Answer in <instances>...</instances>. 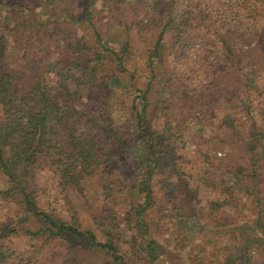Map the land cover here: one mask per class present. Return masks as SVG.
I'll return each instance as SVG.
<instances>
[{"label": "trees", "instance_id": "trees-1", "mask_svg": "<svg viewBox=\"0 0 264 264\" xmlns=\"http://www.w3.org/2000/svg\"><path fill=\"white\" fill-rule=\"evenodd\" d=\"M35 2L0 0V199L25 214L0 223V264H172L174 250L156 237L180 215L193 220L196 241L180 244L174 264L264 261V50L250 61L235 35L213 30L224 60L207 66L211 85L193 89L169 59L186 47L185 27L197 16L181 8L189 0H154L149 18L113 19L122 38L116 48L91 24L90 0L84 17L72 19L89 24L91 38L69 32L66 13L59 20L32 13ZM26 4L29 14L17 13ZM131 24L140 34L153 30L147 45L135 49ZM135 50L146 67L139 85L128 62ZM115 83L123 85L112 93ZM219 104L241 105L244 125L227 111L212 134L195 133L191 155L201 162L191 172L181 163L184 122L214 117ZM58 192L68 194L67 214L50 202ZM245 205L240 221L217 218L220 209L236 214ZM22 236L28 241L14 245Z\"/></svg>", "mask_w": 264, "mask_h": 264}, {"label": "rangeland", "instance_id": "rangeland-1", "mask_svg": "<svg viewBox=\"0 0 264 264\" xmlns=\"http://www.w3.org/2000/svg\"><path fill=\"white\" fill-rule=\"evenodd\" d=\"M153 1L154 0H122L120 3H114L109 0H90L89 8L91 9V17L89 19L92 21L91 24H93V26L99 31L101 42L106 46L116 48L117 44L120 45L122 42L120 41L122 38L119 33V27L112 26L113 19L122 20L124 18L134 20L137 16H139V18H149L152 14H156V12L153 13L151 8H149ZM186 1L187 0H180L183 4H185ZM31 4L32 6L30 5V9L32 10V13L39 15V17L51 14L54 18L56 17V20H59L61 15L63 16L65 13L68 14L70 16V18H68L69 20L64 21L65 24L67 23L70 25L71 30L69 32L81 37H88V34L89 38H91V28L89 27V24H85L84 21L76 22L72 19V16L80 18L84 17L83 12L86 6V0H38V2ZM125 4L135 6L136 8L131 7L123 10L122 6ZM25 6L26 7L24 8H20L21 11L18 10L17 13L28 15V6L27 4ZM5 7V5H0V16L5 13ZM182 7H186L187 9L192 8L195 10L197 16L192 17L190 25L185 27L186 32L183 36L187 37L186 47H180L177 49V52L171 53L169 59L170 61H175L177 71H180L183 76H185V81L189 84L188 87L195 89L199 86V88L204 89L206 86L211 85L205 84L212 75L210 67L207 66L210 64H215L217 66L224 60L223 54L221 53L222 47L220 41L213 36V30L219 34L232 33L235 35L233 39L234 45L239 51L247 52L246 57L250 61H255L264 50L263 3L256 5L255 0H189V4H186L185 6L182 5L181 8ZM200 16H203L205 21L197 23ZM56 26L57 28L62 29L64 28V23L57 22ZM131 26H133V29L130 27L129 33L135 49L142 44L147 45L152 39L153 30L145 28L143 33L140 34L137 32L134 25L131 24ZM190 26L193 28L192 30H190ZM65 29L66 28H64V31ZM64 31H61V33ZM56 42L57 40L51 44V51L55 48ZM137 43L139 44L136 47ZM132 59L135 63L134 68L136 69L134 81L139 85L142 78L141 75L146 71L145 63L137 50L134 51L132 58H130L128 62ZM263 59L264 58H262V60ZM121 75V79L126 83L127 72L124 71ZM122 85V83H115L112 85V93L119 90ZM239 100H243V98ZM220 104L218 105L219 109L216 108L218 110H215V112L213 111L214 117L213 115L211 116L208 113H205L204 115H200L203 122L200 116L195 120L188 121L190 120L188 119L184 122L190 127L186 128L183 132L184 158L181 159V163L185 169L190 170L191 172H195L198 168L197 161L201 162L199 156L191 155V150L194 147L192 136L196 135L195 133H202L204 136H209L210 133L212 134L214 132L213 127L214 129L217 128L216 125L219 118L225 115L227 111L236 113L238 117L239 114L244 111L240 108L241 105H238L237 107V105L231 104L228 106L229 108H223ZM249 104L252 112L258 107L256 98L252 96L250 97ZM232 107L235 108L232 109ZM236 122H242L244 125L245 121L239 117V120ZM229 123L231 124L232 121ZM233 123L235 124L234 121ZM201 124L202 126H200ZM215 149L216 154H219L223 152L225 147L221 146ZM4 183L5 178L0 174V187H2ZM207 193L211 198L215 196L210 192ZM56 194L57 196L53 197L50 202L56 207V209L67 214L69 203L66 200L68 194L66 196H62L61 192ZM42 198V200H46L45 197L42 196ZM243 199L244 197L242 196V200ZM77 207L79 209L78 215L80 220L86 224L88 217L83 205ZM19 213L20 212L11 201L0 199V223H6L12 220L22 222L25 218V214ZM240 213L246 218V214L249 213L246 205L243 208L240 207L239 212H236V214L229 211L227 208L220 209L217 211V218L223 223L228 221H240L243 219ZM193 224V220L187 218L185 215L177 216V220L174 224H161L160 232L157 234L156 238L159 239L165 247L174 250L172 253H174L176 258L172 260V264L175 262L177 263V249L180 250L182 248V245L180 244L185 243V247H187L196 241L195 238H192L195 236ZM27 239V237L25 238L23 236L21 238L13 237L14 245H22ZM182 256L183 255H181V257ZM257 259L258 260H256L254 264H264V261H261L259 256ZM182 261L184 262V260ZM245 264L253 263L250 262L249 258H246Z\"/></svg>", "mask_w": 264, "mask_h": 264}]
</instances>
